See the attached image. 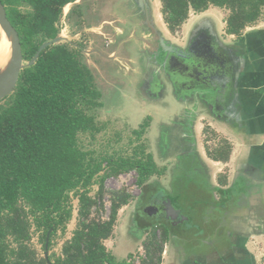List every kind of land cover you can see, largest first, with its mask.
I'll use <instances>...</instances> for the list:
<instances>
[{
	"label": "trees",
	"instance_id": "1",
	"mask_svg": "<svg viewBox=\"0 0 264 264\" xmlns=\"http://www.w3.org/2000/svg\"><path fill=\"white\" fill-rule=\"evenodd\" d=\"M2 1L19 32L26 62L42 43L61 34L64 17L80 28L87 23L83 4H75L77 0ZM160 2L172 33L182 27L191 12H204L212 6L229 11L226 32L238 37L247 27L264 20V0ZM69 4L73 6L64 16ZM84 55L81 43L63 40L48 46L35 64L21 71L15 90L0 100V264H134L118 260L105 244L114 233L119 210L133 195L125 189L107 192L105 181L135 170L144 196L158 183L151 178L159 174V166L151 154H146L143 143L134 147L132 156L108 151L97 154L85 147L83 134L95 139V133L104 129L95 117L104 104L102 90ZM148 125L147 120L135 133L140 137ZM217 150L222 159H229V145H220ZM95 185L98 190L92 194ZM107 193L110 214L108 219H97L94 209L104 207ZM74 199L78 200L77 207ZM75 210L76 227L60 254L40 257L31 246L33 233H40L44 249L50 233L49 251L54 236L67 230ZM168 236L166 228L161 236L154 230L144 241L145 264L161 263Z\"/></svg>",
	"mask_w": 264,
	"mask_h": 264
},
{
	"label": "crops",
	"instance_id": "2",
	"mask_svg": "<svg viewBox=\"0 0 264 264\" xmlns=\"http://www.w3.org/2000/svg\"><path fill=\"white\" fill-rule=\"evenodd\" d=\"M116 17L105 18L89 26V30L105 34L108 25L120 36L124 30L119 27L121 22L117 27L121 18ZM221 22L223 26L217 30L232 51L233 68L239 74L237 91L223 94L222 99L219 93L207 95L211 107L203 108L195 120L198 151L210 181L194 187L191 194L182 192L181 198L188 206L184 213L191 226L166 227V245L170 242L176 250L187 249L186 253L179 252L181 261L175 264H257L256 251L261 255L264 251V22L247 27L240 37L226 32V19ZM117 59L118 53L114 60ZM205 125L225 137L214 149L206 147ZM220 145L230 146L229 159L220 157ZM203 241L209 243L207 253L201 249ZM220 257L227 258L226 262H221Z\"/></svg>",
	"mask_w": 264,
	"mask_h": 264
},
{
	"label": "rangeland",
	"instance_id": "3",
	"mask_svg": "<svg viewBox=\"0 0 264 264\" xmlns=\"http://www.w3.org/2000/svg\"><path fill=\"white\" fill-rule=\"evenodd\" d=\"M148 2L151 6L152 17L157 27L172 42L181 45H185L190 30L196 25L199 19V21H202L207 18H212V21L215 22L217 27H220L223 26L222 19L225 20L229 12L223 8L214 6L204 12H191L182 27L176 33H172L164 21L160 0H148ZM75 4H83V10L85 11L84 18L87 23L84 24L83 28H80L73 20H67L68 22L65 20L67 28L60 35L67 37L66 41H70L71 43L84 44V58L95 73L98 86L102 90V101L104 104L103 107L97 109L95 114L98 126L103 125L104 129L101 132L95 133V139L87 133L83 134L81 136L83 144L87 149L91 148L96 150L97 154L99 152L101 153V151H108L109 153L116 152L124 156H132L134 147L143 143L146 147V154L152 153L157 166L160 167L161 163L156 157V138L160 134L162 122H168L172 112L177 109V104L174 100L172 101L170 99L168 100L169 104L165 105L167 94L159 100L160 102L153 101L150 104L146 102L147 99L145 100V96H138L136 89L140 87V76L142 75L139 74V68L134 63L136 54L132 49L135 47L134 42L136 41L133 39L128 41L131 37L129 36L130 31L128 30L127 32L122 29V20V22H116L117 27L121 22L119 27L124 30V33H121L120 36H117L114 28L108 25H106L105 34H98L95 31L89 30V25L101 23L105 18L113 19V17L117 18L116 16L121 17L120 14L116 13L117 10L115 9V4H118V0H77ZM72 6L73 4L69 5L67 7L68 10ZM261 22H264V20ZM96 29L98 28L96 27ZM225 38L227 39V37ZM229 39L235 41L238 40V37ZM90 40H93L94 43L96 41V43L90 44ZM93 49H96L98 52H95ZM111 52L114 54L118 52L117 60H114L115 58H107L114 55ZM213 75L215 76L216 72H213ZM220 77L222 76L220 75ZM204 81L201 84L203 87L206 86ZM147 120L148 122L151 121L150 127L146 128L139 137L135 133V130H141L142 123ZM206 128L205 139L208 141L206 147L214 149L219 142L225 141V137L221 132L214 131L209 125H205L204 130ZM137 179L138 173L133 170L119 176L110 177L105 181L107 192L110 190L125 189L133 195L130 202L119 210L114 233L111 238L105 241V244L118 260L122 261L126 259L134 262V264H145L144 260L147 256L144 249V241L148 240L153 232L137 240L135 238L136 236L134 237V234L130 231V223L132 218H134L138 196L141 193ZM151 180H157V176H153ZM167 188L170 187L167 185ZM97 190L98 186L95 185L92 189V194H95ZM73 203L77 207L78 200L74 199ZM103 203V208L94 209V217L97 219H108L111 210L109 193L106 194ZM76 223L77 211L75 210L73 219L69 222L67 230L64 233L59 232L54 236L53 245L49 249V255L54 256L55 254H60L63 243L72 235ZM161 229L160 227V232L156 231L159 235H162ZM182 243L184 244V242ZM183 244L181 245L183 246ZM171 245L170 242L167 245L165 244L164 251L161 254L160 264H175L177 261H181L179 252L183 249L178 248L179 250H176ZM31 246L37 251L40 257L45 255L44 244L42 243L39 232L33 233ZM166 249L167 252H165ZM183 251L186 253L187 249ZM185 253L183 255H186ZM260 253V251H256L257 264H261L262 262ZM218 259L225 263L227 258L220 257ZM149 264L151 263L149 262Z\"/></svg>",
	"mask_w": 264,
	"mask_h": 264
},
{
	"label": "flooded vegetation",
	"instance_id": "4",
	"mask_svg": "<svg viewBox=\"0 0 264 264\" xmlns=\"http://www.w3.org/2000/svg\"><path fill=\"white\" fill-rule=\"evenodd\" d=\"M115 9L121 16L123 29L127 32L129 30L130 33L133 32L129 33V36L145 37L151 40L149 43L133 38L136 41L133 48L136 54L134 63L137 64L139 74L142 75L141 79L139 77L140 87L136 89L138 96L142 97L143 95L145 100L147 99L146 102L152 103L153 101L160 102L159 100L167 94L165 105L169 104L168 100L171 99L177 106H180L179 111L174 113L168 122H162L160 134L156 138V157L161 166L159 175H156L157 180L154 181H158V183L153 185L154 190L147 192L144 196L141 190L138 196L136 212L130 223V231L137 240H140L143 238L142 236L148 235L154 230L160 232V227L163 233L167 226L173 228H189L191 226L189 218L184 213L188 206L181 198L182 192L191 194L194 187L200 183L208 185L210 177L207 174V168L203 170V164L204 166L206 164L198 151L194 131L197 116L195 112L191 113L186 107L198 108L201 106L202 109L207 108L208 110L211 107L209 100L205 104L203 102L197 104L198 95L203 94L205 97L206 93L207 95L219 93V98L222 99L223 94L235 93L237 85L234 71L230 72L232 75L229 80L225 77L211 79L214 76L213 72L217 71V76H225V73L234 67L232 51L228 45L224 44L222 47L221 44H217V39H222V36L216 26L203 24L202 29L198 31L199 36L196 38L193 36L194 29L201 22L196 23L190 30L185 45L173 42L174 45L182 49L178 51L177 48H173L175 52H170L166 62L167 67L164 68L163 60L166 59V53L164 58L159 55L162 48L157 35L155 36L152 32V9L148 0L143 6L133 0H118ZM146 15H149L150 19ZM144 31L149 32L142 33ZM164 37L170 40L169 37L165 35ZM203 81L206 84L205 87L201 85ZM193 97L194 100H192ZM200 111L198 108V112ZM150 124L151 121L147 128L150 127ZM148 154H151L155 160L152 153ZM167 185L170 188H167ZM164 203H168L167 207L171 208L172 214L168 215L167 211L164 212L163 207L158 210L157 205ZM137 225L139 226L137 227ZM157 235L161 236L158 233ZM201 245V249L207 253L209 243L203 241Z\"/></svg>",
	"mask_w": 264,
	"mask_h": 264
},
{
	"label": "water",
	"instance_id": "5",
	"mask_svg": "<svg viewBox=\"0 0 264 264\" xmlns=\"http://www.w3.org/2000/svg\"><path fill=\"white\" fill-rule=\"evenodd\" d=\"M133 1H135L140 6H143L146 3V0H133ZM116 5H118V4H116ZM146 17L150 19L149 15H146ZM212 20H213L212 18H207V19L202 20V21L198 20L197 23H199V22H201V23L195 27L193 36L198 38V36H199L198 31L200 29H202L201 26L203 24H207V25L212 24V26H216L215 22ZM151 22H152V25H151L152 32H154L155 36L157 35V39L159 40L160 47L162 48V51L159 53V55H162L164 58V54L166 53V57H165L166 59L163 60V58H162L164 68H166L167 67L166 62H167V58H169L170 52H175V50L173 48L174 47L177 48L178 51L182 48L174 45L171 40H168L166 37H164V33L162 32V30L160 28H158L156 24H154L155 21H154L153 17H152ZM0 32H1V39H2V34L4 32L6 38L9 40L10 45H11V56H10L9 63L7 64V66L5 68H2L1 63H0V100H2L5 97H7L8 95H10L15 90L17 83H18V80H19L20 73L25 67L32 66L33 64H35L36 61L39 59L42 51L45 50L48 46H51V45L58 43V42H61L63 40H67V37L59 35L55 39H52V40H49V41L42 43L41 46L39 47V49L34 54V56L32 57V59L29 60L28 62H26L24 60L22 43H21L19 32L17 31V29L14 27V25L11 23L10 19L8 18L6 6L2 0H0ZM146 32H149V31H144L142 33H146ZM133 38H135V39L137 38V39L149 42V43L151 42V40H149L145 37H138V36H131L128 39V41L132 40ZM1 39H0V41H1ZM217 44L218 45L221 44L220 46L223 47L224 41L222 39H217ZM93 50L95 52H98L96 49H93ZM132 50L134 51L135 49H132ZM117 53L118 52H116L113 56H110L107 58H116ZM196 69H199V68H196ZM230 70H228V72L225 73V76L221 75L222 76L221 78L223 79L225 77L229 80L231 78V75H232V73H230V72L234 71L233 73H235V70H233V69L231 71ZM173 73H176V71H173ZM234 75L236 76V80H237L239 77V74L235 73ZM213 78L218 79V78H220V76L215 75V76L211 77V79H213ZM206 95H207V93H206ZM206 95H205V97L203 96V94L198 95L196 103L198 104L200 102L201 103L203 102L205 104L206 102H208ZM194 99L195 98L193 97L192 100H194ZM198 108L200 110H202L201 106ZM198 108H187L186 107V109L188 111H191V113L195 112L196 116H199L201 114L200 112H198ZM167 205H168V203H164L163 205H157L158 210L163 207L164 212L167 211L168 215L172 214L171 208L167 207ZM49 237H50V233L47 234L46 243H45V257L46 258H48V256H49V251H48Z\"/></svg>",
	"mask_w": 264,
	"mask_h": 264
},
{
	"label": "bare ground",
	"instance_id": "6",
	"mask_svg": "<svg viewBox=\"0 0 264 264\" xmlns=\"http://www.w3.org/2000/svg\"><path fill=\"white\" fill-rule=\"evenodd\" d=\"M11 56V45L9 40L6 38L4 32L0 41V63L2 68H5L10 61Z\"/></svg>",
	"mask_w": 264,
	"mask_h": 264
},
{
	"label": "built area",
	"instance_id": "7",
	"mask_svg": "<svg viewBox=\"0 0 264 264\" xmlns=\"http://www.w3.org/2000/svg\"><path fill=\"white\" fill-rule=\"evenodd\" d=\"M66 15V14H65ZM64 15V16H65ZM64 26V27H63ZM63 27V28H62ZM67 28V25H65V17L62 19V23H61V32L64 31ZM262 262L261 264H264V251L262 253Z\"/></svg>",
	"mask_w": 264,
	"mask_h": 264
}]
</instances>
